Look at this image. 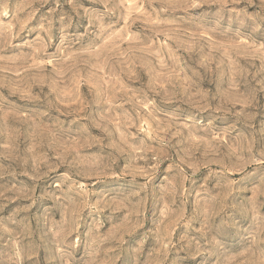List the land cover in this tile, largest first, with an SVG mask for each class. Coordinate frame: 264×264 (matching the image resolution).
<instances>
[{
    "label": "rangeland",
    "instance_id": "1",
    "mask_svg": "<svg viewBox=\"0 0 264 264\" xmlns=\"http://www.w3.org/2000/svg\"><path fill=\"white\" fill-rule=\"evenodd\" d=\"M0 264H264V0H0Z\"/></svg>",
    "mask_w": 264,
    "mask_h": 264
}]
</instances>
